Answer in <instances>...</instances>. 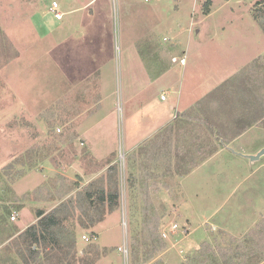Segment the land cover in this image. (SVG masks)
<instances>
[{"label":"rangeland","instance_id":"rangeland-1","mask_svg":"<svg viewBox=\"0 0 264 264\" xmlns=\"http://www.w3.org/2000/svg\"><path fill=\"white\" fill-rule=\"evenodd\" d=\"M53 1H58L64 12L60 24L65 34L71 42L84 41L88 51L89 43L79 34L88 29L90 34L94 30L103 33L100 13L106 19L111 17V40L101 42L106 43V54L113 52L110 68L103 71L104 90L109 93L103 104L106 111L114 109L108 120V126L113 121L114 129L107 127L102 136L106 147L114 143L116 148L117 156L110 161L97 163L87 157L80 139L74 145L61 143L66 136L54 123ZM90 1L0 0L1 198L12 192L8 184L19 179L10 175L11 168L13 175L17 170L27 171L17 189L32 188L25 195L32 205L39 196L53 208L68 200L75 203L67 222L68 226L76 224L77 239L66 264H157L158 259L178 262L184 256L171 257L174 249L185 250L189 245L215 248L223 235L217 241L215 235H209L219 230L217 226L222 228L221 222L240 230L250 224L255 212L264 214V156L250 162L225 146L222 153L195 167L193 173H176L174 179L184 190L183 200L176 202L180 195L172 191L169 196L175 203H162L167 193L162 197L143 186L144 190H137L136 175L126 177L130 169L123 147L129 132L135 133L134 119L148 121L156 109L168 107L179 90L186 97L192 93L197 97L200 91L199 107L189 113L216 125L226 143L238 134L228 146L243 152L264 147V31L253 17L261 5L255 6L258 0H211L210 13L205 14L207 0H93L88 4ZM47 28L53 29L47 32ZM184 55L186 65L171 61L172 56L180 59ZM253 116L261 119L247 127ZM246 127L250 129L241 134ZM209 131L212 136L214 129ZM75 156L80 158L77 165ZM106 162L115 168H107L105 179L102 174L94 179L87 174L92 166L102 171ZM103 184L106 193H120L112 205L115 209L110 210L109 200L101 208L95 202L93 192ZM85 191L88 196L83 197ZM155 197L159 199L156 205ZM138 199H145L146 204L140 207ZM10 205L0 211L11 214V221L16 215L17 220V211L13 212ZM33 211L24 210L22 216ZM81 220L89 226H80ZM175 223L177 231L171 234ZM84 234L90 240H85ZM203 235L206 239L200 238ZM225 239L231 245L232 238L227 235ZM21 242L20 233L1 246L0 264H27L18 252ZM167 250L169 253L158 257ZM190 259L197 264V257ZM255 259L249 252L242 261L253 264Z\"/></svg>","mask_w":264,"mask_h":264},{"label":"crops","instance_id":"crops-1","mask_svg":"<svg viewBox=\"0 0 264 264\" xmlns=\"http://www.w3.org/2000/svg\"><path fill=\"white\" fill-rule=\"evenodd\" d=\"M92 1L88 2V4ZM70 11L73 12L74 10ZM70 11L68 13H71ZM102 15L100 13L103 33L97 34L94 30L92 35L88 29L87 33L79 34V36H82L89 43L88 45L91 47L90 51L87 50V45L84 41L71 42L70 37L65 34V28L60 24L64 15L61 19L55 17V25L53 26L55 28H52L55 31L53 48L56 66L54 123L60 129V132L66 136L64 140H61V143L64 145H74L79 143L80 139L81 144L86 146L87 157L94 162L97 161V163L100 160H108L117 156L114 143H111L110 147H106L107 143H105L102 137L103 134L107 133L105 131L107 127L111 128L112 126V129H114L113 121H111L112 125L108 126V120L112 119L111 116L114 109L106 111V107L103 104L106 94H109L104 90L103 71L104 69L107 70V67L110 68L109 65L113 52L111 50V52L106 54L108 52L105 49L106 43L105 45L101 43L106 38L111 40L113 32L111 17L109 16V19H106L104 15L102 18ZM49 31L47 28V32ZM76 32L80 33L81 31ZM71 34L76 35V33ZM95 39H100V42L95 41ZM107 48L111 49L110 46ZM161 56L163 58L164 52ZM173 57L171 58L172 62H174L172 60ZM183 57L186 56L184 55ZM186 64L187 59L186 63L181 65ZM199 92L196 93L198 98L192 96L195 95L193 93L186 97L179 90V96L174 101H171L168 107H163L162 111L156 109V113L148 116V121L135 118L133 127L135 133L131 135L132 132H129L125 137V147L123 149L128 170L130 169V173H127L126 177L130 178V176L136 175V188L138 187L140 190H144L143 187H146L148 191H155L162 197H164V193H167L165 197L167 199L162 198L160 200L162 203L169 202L170 200L175 203V200L169 196V193L172 191L180 195L176 199V202L183 200L181 193L184 190L174 179L176 173H179V176L193 173L195 167H199L204 162L212 160L222 153L225 148L220 141V138H223L224 141L225 138L216 125L210 122L206 123L205 118L202 116L189 113L190 109L199 107L198 103L201 102ZM161 99L166 100L162 96ZM171 111H174L173 115H171ZM211 127L214 129L212 136L209 131ZM249 129L242 130L241 134ZM236 139H238V134L232 137L227 142V145H230ZM77 158L75 156V159ZM79 159L75 160L74 163L76 165ZM110 166L111 164L109 163L103 165L102 171L100 170L99 172H97L98 168L96 166H92L94 169L87 172V174H90L92 179L102 174L103 179H105L107 176L106 170ZM57 168H59V165ZM57 168L55 170H58ZM79 169L82 168L80 167ZM26 172L11 186L8 184L7 187L11 188L10 191L12 190V192L6 198H1L0 194V209H4L6 205L14 203L10 207L13 209V212L14 210L17 211L18 215L17 220L11 221V214H8V216L0 211V248L24 232V229L30 226V224L37 222L39 211L44 210L48 212L49 209L53 208L41 196L36 197V200L33 199L32 201L35 204L32 205L31 201L25 198V195L32 190L29 185L28 187L26 186V191L17 189V185L27 176ZM49 175L50 170L48 171ZM141 186L143 187L141 188ZM106 190L103 184V187L98 191L106 192ZM131 191L132 188L129 192ZM158 200V197L153 199L154 205L157 204ZM139 202L141 203L140 207L146 204L145 199H140ZM32 208L35 209V212L33 211V214L29 215L30 217L22 216L24 210H32ZM260 216L262 219L258 221ZM188 223L191 222L188 220ZM221 223L219 225L222 228L217 226L216 231L217 229L219 230L211 232L209 235H215V239L223 235L222 242H217L215 248H194V246L189 245L185 250L174 249L173 252L170 251L172 252L171 257L176 256L179 258L180 256H184L182 260L169 262V259L166 261L158 259L157 264H195V260L190 259L192 256L197 257V264H246L242 259L248 256L249 252L256 258L253 264H264L263 213L255 212L250 224L240 230L227 226L229 225L227 222ZM227 235L232 238L231 245L226 244L227 240L225 237ZM206 237V235H203L200 238L206 239ZM223 239L225 240L223 241ZM167 253H169L168 250L161 252L158 257L165 256Z\"/></svg>","mask_w":264,"mask_h":264},{"label":"trees","instance_id":"trees-1","mask_svg":"<svg viewBox=\"0 0 264 264\" xmlns=\"http://www.w3.org/2000/svg\"><path fill=\"white\" fill-rule=\"evenodd\" d=\"M211 2V0L205 2V14L210 13L209 5ZM257 5L261 6L257 8V10L255 9L256 12L253 13V17L264 31V0H258L255 3L256 7ZM256 118L257 119L253 116L247 127L252 126L255 121H259L261 116H257ZM107 161L110 160L108 159ZM114 168V165L109 167V169ZM24 174L25 170L22 169L17 170L13 175L12 169L10 168V175L15 179L21 178ZM83 193V197H86V195L88 196L86 191ZM93 193L95 202L100 208L105 200H109L112 206L115 200L117 201L120 196L117 190L107 193L103 191H94ZM79 195L78 201L81 199V194ZM74 204L72 200H68L60 203L49 212L44 210L39 211L38 221L21 233L22 242L19 243L20 246L18 245V252L27 264H66L71 249L74 247L77 239L76 224L72 222L68 226L67 222V219L70 217L71 207L72 205L74 206ZM113 208L115 209V207L112 206L110 210ZM79 225L82 227L89 226L84 220H81Z\"/></svg>","mask_w":264,"mask_h":264},{"label":"built area","instance_id":"built-area-1","mask_svg":"<svg viewBox=\"0 0 264 264\" xmlns=\"http://www.w3.org/2000/svg\"><path fill=\"white\" fill-rule=\"evenodd\" d=\"M60 5L58 3V1H53L51 6H50V11L54 13V16L57 18V19H61L64 15V13L59 9ZM174 62H177L179 61L181 64H185L186 63V57H182L180 59H178L177 57H173L172 59ZM162 98L164 99L165 96L162 95ZM12 220H16V215H12ZM177 228H178V225L175 223L173 224L171 227H170V233L173 234V233H176L177 231ZM164 236H167L166 233H164ZM83 238L85 240H90V237L87 236V235H83Z\"/></svg>","mask_w":264,"mask_h":264},{"label":"water","instance_id":"water-1","mask_svg":"<svg viewBox=\"0 0 264 264\" xmlns=\"http://www.w3.org/2000/svg\"><path fill=\"white\" fill-rule=\"evenodd\" d=\"M220 141L223 143L224 146L228 147L229 149L234 151L236 154L249 159L250 162H255L264 156V147H261L257 149L256 151L243 152V151L234 150L232 146H228L223 138H220Z\"/></svg>","mask_w":264,"mask_h":264}]
</instances>
